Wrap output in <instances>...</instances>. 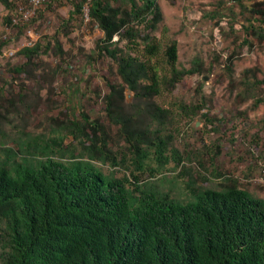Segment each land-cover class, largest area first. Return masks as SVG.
<instances>
[{
    "label": "rangeland",
    "instance_id": "1",
    "mask_svg": "<svg viewBox=\"0 0 264 264\" xmlns=\"http://www.w3.org/2000/svg\"><path fill=\"white\" fill-rule=\"evenodd\" d=\"M27 1L0 3V39L7 37L0 40V161L51 158L68 165L76 159L125 180L131 191L138 183L141 191L178 202L192 200L198 190H221L233 179L264 201V103L254 106L264 98V85L245 93L254 77H264V40L252 34L259 16L248 11L264 9V0H242V6L235 0H156L161 19L150 37L159 49L150 64L159 90L151 101L122 85L114 60L99 53L103 33L89 16L76 13L81 0H49L25 25H11L14 10ZM171 41L176 68L199 69L174 87L164 56ZM35 43L38 52L28 61L21 51ZM139 43L137 55L149 58ZM109 84L122 88L126 127L146 131L143 164L120 124L107 117ZM154 107L166 114L158 117ZM82 112L104 129L107 146L96 158L81 138ZM159 140L164 147L157 160Z\"/></svg>",
    "mask_w": 264,
    "mask_h": 264
},
{
    "label": "trees",
    "instance_id": "2",
    "mask_svg": "<svg viewBox=\"0 0 264 264\" xmlns=\"http://www.w3.org/2000/svg\"><path fill=\"white\" fill-rule=\"evenodd\" d=\"M235 1L243 5L242 0ZM84 2L75 3L82 16ZM27 5L28 1L21 6ZM88 6L90 20L103 33L99 53L114 60L122 85L151 101L159 90L150 64L159 49L150 37L161 19L156 0H90ZM248 11L259 16L252 34L264 40V9ZM249 26L253 28V23ZM139 41L149 58L137 55ZM38 49L35 43L21 53L29 61ZM164 56L170 87L199 73L196 64L187 70L176 68L175 41L165 46ZM262 85L264 77H254L245 93ZM108 86L110 92L103 99L107 117L120 124L143 164L146 131L126 127L130 120L122 113V88ZM260 103L264 98L256 99L254 106ZM154 109L158 117L166 114ZM81 118L85 149L90 157L103 155L107 146L101 138L103 126L83 112ZM163 147L161 140L155 144L157 160L163 157ZM73 160L68 165L51 158L35 163L26 158L20 163L0 161V264H264V201L239 189L235 180L227 179L221 190H198L192 192V200L178 202L168 194L141 191L138 183L131 191L125 180Z\"/></svg>",
    "mask_w": 264,
    "mask_h": 264
},
{
    "label": "built area",
    "instance_id": "3",
    "mask_svg": "<svg viewBox=\"0 0 264 264\" xmlns=\"http://www.w3.org/2000/svg\"><path fill=\"white\" fill-rule=\"evenodd\" d=\"M49 0H28L27 6L18 5L14 10L11 18V25L18 26L28 23L36 15L38 9ZM85 1L83 4V17H88V5L90 0ZM6 36H3L2 40H5ZM1 40V39H0Z\"/></svg>",
    "mask_w": 264,
    "mask_h": 264
}]
</instances>
